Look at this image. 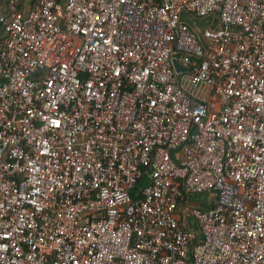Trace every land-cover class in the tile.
<instances>
[{
	"label": "built area",
	"instance_id": "built-area-1",
	"mask_svg": "<svg viewBox=\"0 0 264 264\" xmlns=\"http://www.w3.org/2000/svg\"><path fill=\"white\" fill-rule=\"evenodd\" d=\"M0 264H264V0L0 8Z\"/></svg>",
	"mask_w": 264,
	"mask_h": 264
},
{
	"label": "crops",
	"instance_id": "crops-1",
	"mask_svg": "<svg viewBox=\"0 0 264 264\" xmlns=\"http://www.w3.org/2000/svg\"><path fill=\"white\" fill-rule=\"evenodd\" d=\"M38 0H0V8H15L18 10H29Z\"/></svg>",
	"mask_w": 264,
	"mask_h": 264
},
{
	"label": "rangeland",
	"instance_id": "rangeland-1",
	"mask_svg": "<svg viewBox=\"0 0 264 264\" xmlns=\"http://www.w3.org/2000/svg\"><path fill=\"white\" fill-rule=\"evenodd\" d=\"M194 21H196V24H199L200 26H206L205 21L204 20H200V19H194ZM208 200H212V198L210 199L208 195H197L196 197L193 198V201L197 202V203H203V206H208V204L204 203L205 201Z\"/></svg>",
	"mask_w": 264,
	"mask_h": 264
},
{
	"label": "trees",
	"instance_id": "trees-1",
	"mask_svg": "<svg viewBox=\"0 0 264 264\" xmlns=\"http://www.w3.org/2000/svg\"><path fill=\"white\" fill-rule=\"evenodd\" d=\"M140 186H143L142 182L140 183ZM132 196H133V194H132ZM212 206H213V202H211L210 204H208V206H205V207L202 205V208L207 209V208L212 207Z\"/></svg>",
	"mask_w": 264,
	"mask_h": 264
},
{
	"label": "water",
	"instance_id": "water-1",
	"mask_svg": "<svg viewBox=\"0 0 264 264\" xmlns=\"http://www.w3.org/2000/svg\"><path fill=\"white\" fill-rule=\"evenodd\" d=\"M175 64L177 65V68L180 70V67L178 66L177 62L175 61Z\"/></svg>",
	"mask_w": 264,
	"mask_h": 264
}]
</instances>
